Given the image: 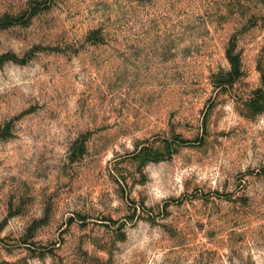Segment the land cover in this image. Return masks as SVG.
Here are the masks:
<instances>
[{"label":"rangeland","instance_id":"1","mask_svg":"<svg viewBox=\"0 0 264 264\" xmlns=\"http://www.w3.org/2000/svg\"><path fill=\"white\" fill-rule=\"evenodd\" d=\"M0 264H264V0H0Z\"/></svg>","mask_w":264,"mask_h":264},{"label":"trees","instance_id":"2","mask_svg":"<svg viewBox=\"0 0 264 264\" xmlns=\"http://www.w3.org/2000/svg\"><path fill=\"white\" fill-rule=\"evenodd\" d=\"M230 59L233 62L235 72L238 73V71H239V65L236 62H234V59L232 57Z\"/></svg>","mask_w":264,"mask_h":264}]
</instances>
